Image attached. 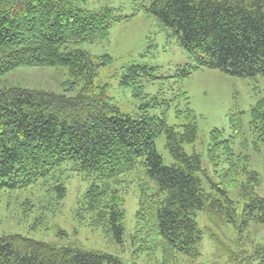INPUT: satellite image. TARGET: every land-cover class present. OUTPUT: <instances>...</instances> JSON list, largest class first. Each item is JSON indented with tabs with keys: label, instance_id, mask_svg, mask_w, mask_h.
Returning <instances> with one entry per match:
<instances>
[{
	"label": "trees",
	"instance_id": "16d2710c",
	"mask_svg": "<svg viewBox=\"0 0 264 264\" xmlns=\"http://www.w3.org/2000/svg\"><path fill=\"white\" fill-rule=\"evenodd\" d=\"M78 1L82 0H0V77L19 67L52 66L69 73L65 91H77L71 95L0 89V190L25 189L50 177L55 182L52 191L63 199L65 184L53 176L73 161L74 168L91 179L76 208V219L101 228L114 244L123 246L122 177L142 165L156 185L144 188L138 199L133 256L161 251L164 264L175 263L177 254L201 255L203 233L195 219L197 211H204L212 222H230L241 231L251 222L264 223V198L256 194L258 174L233 151L235 139L243 136L241 113L230 114L233 135L229 139L222 129L210 133L209 162L216 167L224 157L228 165L217 172V181L209 179L208 190L199 176L200 155L188 154L183 147L198 138L197 114L188 105L187 92L179 94L186 106L175 110L183 121L181 130L168 124L165 113L132 117L112 103L106 85L95 83L97 69L104 63L95 64L78 49L64 51L70 45L108 39L112 24L122 19L110 8H79ZM144 12L160 31L176 37L195 63L182 70L181 78L198 68L219 69L240 78L264 74V0H149ZM105 59L111 61L110 56ZM148 71L143 65H129L120 83L133 86L140 95L141 77ZM153 101L161 103L157 98ZM251 117L264 145V91ZM163 135L174 161L170 166L156 149V140ZM232 191L243 199L240 214ZM228 255L233 264H264V244L249 255L231 251ZM0 264L126 263L79 245L59 247L11 235L0 237Z\"/></svg>",
	"mask_w": 264,
	"mask_h": 264
},
{
	"label": "rangeland",
	"instance_id": "374dc122",
	"mask_svg": "<svg viewBox=\"0 0 264 264\" xmlns=\"http://www.w3.org/2000/svg\"><path fill=\"white\" fill-rule=\"evenodd\" d=\"M148 3L149 0L78 1L76 5L79 8L87 11L110 8L115 16H122V19L112 24L108 39L70 45L64 51L78 49L87 52L95 64L104 63L97 69L95 83L107 86L108 96L123 114L138 117L146 113L154 116L165 113L168 124L181 130L183 121L177 118L175 110L186 106L187 101L179 94L180 91L187 92L188 105L197 114L198 138L195 143L184 144L183 147L188 154L200 155L202 172L199 176L208 190L211 185L209 179L217 181V172L228 165L224 157L216 167L209 162L210 133L213 129H222L224 138L229 139L233 135L230 114L240 112L243 136L235 139L233 151L245 165L257 172L259 185L256 194L264 198V145L257 138L251 117L252 108L263 96L264 74L240 78L219 69L198 68L181 78L182 70L195 66V63L188 58L176 37L160 31L155 20L145 14L144 6ZM107 56L111 57L110 62L105 59ZM132 64L149 68V75L143 73L141 77L140 95H136L133 86L120 83L126 68ZM151 75L158 79L151 80ZM69 80V73L63 68L19 67L0 77V89L23 88L74 95L76 90L65 91ZM154 98L161 103L154 105ZM164 99L169 100L168 104L162 101ZM156 149L165 165L174 163L164 135L157 138ZM53 178L61 179L65 184L63 199H58L52 191L55 182L50 177L25 189L0 190V237L21 235L59 247L79 245L86 251L120 257L126 264H164L166 257L161 251L133 256L135 246L132 237L137 227L138 199L144 188L156 185L142 165L122 177L126 211L123 246L114 244L101 228L76 219V208L90 187L91 179H85L74 168L73 161L66 162ZM231 197L240 214L243 199L236 191L231 192ZM195 219L203 233L201 255L192 258L175 253L177 261L167 260L166 264H233L229 260L230 251L249 255L255 246L264 244L262 222H251L241 231L230 222H212L204 211H197Z\"/></svg>",
	"mask_w": 264,
	"mask_h": 264
}]
</instances>
